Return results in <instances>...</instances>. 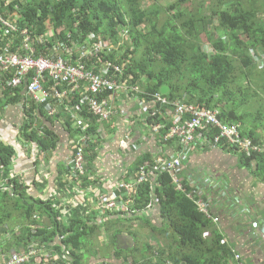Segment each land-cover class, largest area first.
<instances>
[{"label": "trees", "instance_id": "trees-1", "mask_svg": "<svg viewBox=\"0 0 264 264\" xmlns=\"http://www.w3.org/2000/svg\"><path fill=\"white\" fill-rule=\"evenodd\" d=\"M5 1L10 4L5 6L0 0L2 18L17 21L21 30L29 29L34 34L46 36L47 48H41L40 53L55 60L63 57L69 62L66 50L59 47L72 43L80 47V51L73 54L75 64L82 52H88L95 45V57L82 62L91 73L104 74L109 63L122 67V74L111 70L104 75L126 82L134 95H140L148 103H151L152 94H162L161 87L167 85L170 92L162 95L169 101H181L187 106L210 111L223 124L237 125L244 137L264 144V0ZM146 3L148 5L144 7ZM203 40L211 53L205 51ZM44 84L49 85V82ZM135 87H139V93L133 91ZM12 90L8 88L2 98L5 105L24 104L26 122L20 134L22 141L35 143L43 151L54 148L58 144L54 131L48 127L33 129L35 118L50 119L45 104L30 98L25 86ZM168 109L174 108L156 104L157 115L148 119L149 124H164L161 133L172 127V121L164 120ZM83 116L95 120L87 114ZM97 128L94 124L89 133L96 134ZM102 142L97 138L96 144L86 150V173L74 183L86 186L92 183L91 173L94 175L93 170L97 169V151ZM194 148L195 154L198 148ZM16 154L13 146L0 139V264L3 258L9 260L22 251L30 257L27 264L44 259L42 264H84L88 255L96 256L94 250L87 248L97 244L95 239L103 227H92L91 219L88 221L80 211L62 220L63 209L54 206L55 196L49 202L30 196L18 178L11 179ZM238 160L264 182V153L250 157L243 154ZM65 168L58 171L57 181L59 188L69 190L73 186L65 178L70 175L67 166ZM178 177L183 180L181 174ZM154 180V191L151 182L147 181L138 186L133 197L135 201L131 208L140 211L139 214L125 216L118 211L105 212L103 207L98 212L115 216L117 219L113 221L116 223L141 220L142 227L150 229L153 243H145L141 251L124 249L118 245L123 233L118 230L110 236L111 242L103 250L102 258H109V251L114 250L115 258L122 259L125 264H135L137 252L152 255L148 264H236L230 261L229 244H222V233L200 211L196 196H189L190 187L184 183L185 190L179 191L168 173H162ZM4 181L7 185L2 186ZM116 191L115 188L109 195L119 193ZM204 199L208 200L207 197ZM150 205V211H158L156 223L145 215ZM37 212L47 215L50 220L47 227L42 228L39 217H34ZM11 216L23 224L19 232L9 234L2 226ZM207 231L211 235L204 237ZM3 237L7 240L5 248ZM31 242L39 245L34 249L29 246ZM52 253L59 258L57 261L52 259L55 256Z\"/></svg>", "mask_w": 264, "mask_h": 264}, {"label": "crops", "instance_id": "crops-1", "mask_svg": "<svg viewBox=\"0 0 264 264\" xmlns=\"http://www.w3.org/2000/svg\"><path fill=\"white\" fill-rule=\"evenodd\" d=\"M2 97L0 94V139L6 145L13 146L17 153L11 167V179L18 178V182L25 185L28 194L34 196L36 200L39 198L49 202L55 196L57 200H54V206L56 209H63L62 220L80 211L84 218H88V221L91 219L92 227H103L101 231L107 232L110 236L115 231H122L120 225L122 222H114L113 220L117 219L115 216L98 213L102 207V199H105L104 196H109L121 180L133 178L137 168L144 165L142 161H150L152 163L147 164L156 165L158 157L169 159L183 155L179 143L163 142L161 135L154 133L148 125L149 115L154 112L156 104L148 103L140 95L136 96L128 91L125 94H119L116 98L117 117L103 125L110 135L98 148V161L95 162L97 169L93 170L94 175L90 172L92 183L88 186L83 183H71L74 188L62 190L57 181L58 171L61 167L68 166L67 162L74 153V139L80 136V133L73 129L72 119L63 114L56 117L48 116L50 119L35 118L33 129L48 127L50 131L55 132L58 139V144L54 148L43 151L35 143L28 144L22 141L20 134L26 122L24 104L5 105V99ZM173 113V109H168L164 120L172 121ZM40 124L42 126H39ZM260 144L264 146L263 143L260 142ZM132 169L136 170L132 171ZM179 174L186 183L187 181L196 182L203 191L204 198L207 197L208 200L211 199L210 197L213 198L211 202L214 215L220 220L218 223L211 222L222 233L224 237L222 244H229L230 261H235L236 251L242 255L247 264H264V182L243 167L240 160L219 148L198 150L195 154L193 153ZM1 185H7V181L1 182ZM22 204L26 205L25 202H21ZM145 215L154 221L153 223H156L159 218L156 209L149 210ZM13 216L2 226L6 233H17L21 229L20 225L23 222L18 223V219ZM34 217H39L38 221L41 222L42 228L50 223L47 215H43L42 212L35 213ZM132 223L137 228H140L141 223L143 225L141 220ZM254 223L259 224L258 230L252 228ZM89 227L91 228V224ZM106 228L109 230L107 231ZM210 235L207 231L204 237ZM124 236L125 232L118 240V245L122 248H124ZM6 242L7 240L3 237V248ZM107 242L111 241L107 239ZM38 245V242H31L29 246L35 249ZM96 247H98L97 251L94 250ZM127 247L131 250L136 249L130 244ZM87 250H94L96 256L88 255L84 264H125L122 259L115 258L114 250L109 251L107 259L102 258L105 253L101 254L97 244L88 246ZM138 250L141 251V249ZM22 253L23 251L16 254ZM52 254L55 256L45 255H51L52 259L57 261L59 259L57 255ZM152 258L149 253L137 252L135 264H148ZM6 260L7 258H3V261ZM45 261L46 259L35 263L42 264Z\"/></svg>", "mask_w": 264, "mask_h": 264}, {"label": "built area", "instance_id": "built-area-1", "mask_svg": "<svg viewBox=\"0 0 264 264\" xmlns=\"http://www.w3.org/2000/svg\"><path fill=\"white\" fill-rule=\"evenodd\" d=\"M1 1L5 6L10 4L5 0ZM44 37L46 36L34 34L29 29L21 30L17 21H8L0 16V94L3 96L8 88L12 90L25 86L30 98L39 104H45L48 116L56 117L63 114L72 119L74 129L81 131L80 136L73 142V156L67 162V169L70 172L67 182L74 183L86 173V150L96 144L97 138L104 141L110 135L103 125L118 115L115 110L117 96L125 94L130 89L126 82L105 76L111 70L118 75L122 74V67L109 63L103 70L104 75L91 73L92 71L82 63L83 60H91L95 57L94 55L97 54L95 45L91 46L88 52H82L74 64L73 54L79 52L80 47H75L72 43L62 45L58 43L57 47L60 45V49L66 50L69 62L63 57L55 60L39 52L41 48H47ZM53 52L56 53L55 50ZM47 82L49 85L44 84ZM133 91L139 93L140 89L135 87ZM152 95V103L161 104L162 107L172 106L174 113L169 131L161 133L164 124L158 122L148 125L154 133L161 134L163 142L177 140L183 155L169 159L158 157L156 165L140 166L133 178L121 180L117 184L116 192L119 193L104 196L105 199H102L101 204L103 210L122 212L125 216L139 214L140 211L131 208L138 186L150 181L151 189L154 191V179L162 173H168L179 191L185 190L184 183L189 186L191 189L189 196H196V204L200 211L218 223L220 218L213 215L214 207L211 202L213 198L204 200L203 191L197 183L180 181L179 172L193 154L195 146L198 150H204L206 147L226 149L228 153L232 151L237 159L243 154L250 157L253 154L263 153L264 146L244 137L237 127L223 124L218 116L210 111L187 106L181 101H169L160 93ZM84 114L94 117L95 120L86 118ZM156 115L154 111L149 117ZM166 115L167 112L164 117ZM94 124L98 125L97 133H89ZM158 202L156 199V203ZM151 209L150 205L148 211ZM252 228L258 230L259 224H252ZM29 258L28 255L14 254L11 259L2 261V264H27ZM234 259L236 264H247L242 255L236 251Z\"/></svg>", "mask_w": 264, "mask_h": 264}, {"label": "rangeland", "instance_id": "rangeland-1", "mask_svg": "<svg viewBox=\"0 0 264 264\" xmlns=\"http://www.w3.org/2000/svg\"><path fill=\"white\" fill-rule=\"evenodd\" d=\"M147 5L148 4L146 3L144 5V7H147ZM204 42H205V46H206L205 47V51L211 53L212 52L211 48L208 46V44L206 43V41H204ZM141 224H140V228H137V226H134L132 222L126 221V220H124L120 224L121 227H122V231L125 232V236H124L125 238L123 240V246H124V248L127 247L128 244H130V246H135L138 249H142V247H143V245L145 243H147V242L152 243V240H154L153 239L154 237H152L150 229H146L145 230L142 227L143 225H141ZM129 232H131L133 235H130ZM132 236L134 238H132ZM147 236L149 238H147ZM107 239H110V235L107 234V232H103V231H101L99 233V235L97 236V238L95 239V240H97V242H96L97 245L102 250L101 251V254H102L103 250L105 249L106 245L109 244V242H107ZM101 243H102V245H101ZM97 248L98 247H96L94 250L97 251Z\"/></svg>", "mask_w": 264, "mask_h": 264}, {"label": "water", "instance_id": "water-1", "mask_svg": "<svg viewBox=\"0 0 264 264\" xmlns=\"http://www.w3.org/2000/svg\"><path fill=\"white\" fill-rule=\"evenodd\" d=\"M169 92H170V87L169 86L164 85V86L161 87V93L162 94L167 95V94H169Z\"/></svg>", "mask_w": 264, "mask_h": 264}, {"label": "bare ground", "instance_id": "bare-ground-1", "mask_svg": "<svg viewBox=\"0 0 264 264\" xmlns=\"http://www.w3.org/2000/svg\"><path fill=\"white\" fill-rule=\"evenodd\" d=\"M236 127H237V125H236ZM216 131H217V130H216ZM65 132H66V131H65ZM66 134H67V133H66ZM77 138H78V137H77ZM75 139H76V138H75ZM75 139H74V140H75ZM70 140H71V139H70ZM97 142H98V141H97ZM96 146H97V145H96ZM97 147H98V146H97ZM216 149H217V148H216ZM85 153H86V152H85ZM90 153H91V152H90ZM86 167H87V166H86ZM185 171H186V170H185ZM183 173H184V172H183ZM193 174H194V173H193ZM193 174H192V175H193ZM185 175H186V174H185ZM186 176H188V175H186ZM195 178H196V177H195ZM189 181H190V180H189ZM188 183H189V182H188ZM185 187H186V186H185ZM185 187H184V188H185ZM73 188H74V187H73ZM186 190H187V189H186ZM187 192H188V191H187ZM60 193H61V192H60ZM94 194H95V193H94ZM98 194H99V193H98ZM95 195H96V194H95ZM77 196H78V195H77ZM91 196H92V195H91ZM74 199H76V198H74ZM96 199H97V198H96ZM96 199H95V201H96ZM77 200H78V199H77ZM75 201H76V200H75ZM134 201H135V200H134ZM78 202H79V201H78ZM73 204H74V203H73ZM82 205H83V204H82ZM195 205H196V204H195ZM72 206H73V205H72ZM72 206H71V207H72ZM71 207H70V208H71ZM96 208H97V207H96ZM96 210H97V209H96ZM99 212H100V211H99Z\"/></svg>", "mask_w": 264, "mask_h": 264}]
</instances>
